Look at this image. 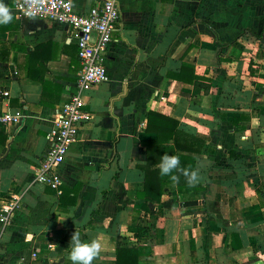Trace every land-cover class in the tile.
<instances>
[{
    "label": "crops",
    "instance_id": "crops-1",
    "mask_svg": "<svg viewBox=\"0 0 264 264\" xmlns=\"http://www.w3.org/2000/svg\"><path fill=\"white\" fill-rule=\"evenodd\" d=\"M70 1L87 13L102 0ZM116 2L108 81L84 93L92 119L57 169V192L34 183L33 168L45 156L54 115L76 92L77 35L18 20L13 0H5L13 19L0 25V110L23 108L25 118L0 130V200L22 195L0 234V264H72L75 230L99 241L93 264H116L118 247L140 246L151 255L138 264H264V0ZM183 64L200 85L170 77ZM150 111L204 141L195 166L200 195L171 189L160 203L137 197ZM139 228L145 235L137 236ZM232 232L243 244L235 252L226 250Z\"/></svg>",
    "mask_w": 264,
    "mask_h": 264
},
{
    "label": "built area",
    "instance_id": "built-area-1",
    "mask_svg": "<svg viewBox=\"0 0 264 264\" xmlns=\"http://www.w3.org/2000/svg\"><path fill=\"white\" fill-rule=\"evenodd\" d=\"M13 10L18 20L38 19L64 25L77 35L80 71L75 82L76 92L54 115L53 126L46 136L45 156L33 168L34 183L58 192L57 169L78 139L81 127L92 119L84 93L108 81L104 61L120 19V9L116 0H102L87 13L76 12L70 0H13ZM259 43L264 49V29ZM2 95L8 97L9 93L4 91ZM24 118L23 108L13 112L0 110V130L19 124ZM21 198V193L13 192L0 200V234L11 225ZM32 257L36 258L37 254L33 253Z\"/></svg>",
    "mask_w": 264,
    "mask_h": 264
},
{
    "label": "trees",
    "instance_id": "trees-1",
    "mask_svg": "<svg viewBox=\"0 0 264 264\" xmlns=\"http://www.w3.org/2000/svg\"><path fill=\"white\" fill-rule=\"evenodd\" d=\"M170 77L178 81L200 85L199 78L193 74V67L188 64H183L179 74H170ZM145 133L151 137L141 143L142 147L145 148L146 162L137 166V169L144 175L143 190L137 194L139 199L146 202L160 203L162 196L171 189H176L179 193L191 192L192 196L200 195L201 191H205V188L198 184L189 185L182 171L174 170V174L179 177V180L173 181L169 176H161L158 168L161 155L168 153L180 156L181 168L195 170L196 159L201 156L204 147L203 140L180 130L178 121L151 111L148 112L146 117ZM69 194V190H62L60 195L62 205L65 195ZM104 198L105 193L102 194L101 201ZM98 211L96 210L94 213H98ZM222 225L226 229V225ZM146 232V228H139L137 236L141 237ZM242 248L240 235L235 232L228 234L226 250L235 252ZM150 255L151 249L149 246L137 248L118 247L116 264H138L140 257Z\"/></svg>",
    "mask_w": 264,
    "mask_h": 264
},
{
    "label": "clouds",
    "instance_id": "clouds-1",
    "mask_svg": "<svg viewBox=\"0 0 264 264\" xmlns=\"http://www.w3.org/2000/svg\"><path fill=\"white\" fill-rule=\"evenodd\" d=\"M12 19V12L5 0H0V25L9 24ZM158 168L161 176H169L173 181L179 180V177L174 174V170L182 171L189 185H195L200 180L198 170L181 168L180 156L177 154L164 153L161 155ZM67 250L68 258L72 264H93V260L100 254L101 245L97 239H81V233L75 230L70 237Z\"/></svg>",
    "mask_w": 264,
    "mask_h": 264
}]
</instances>
